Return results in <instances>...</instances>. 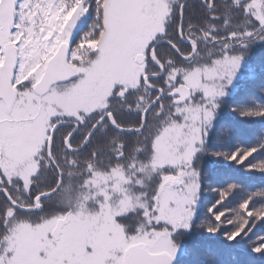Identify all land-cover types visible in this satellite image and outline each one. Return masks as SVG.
I'll return each mask as SVG.
<instances>
[{
  "label": "snow or ice",
  "instance_id": "obj_1",
  "mask_svg": "<svg viewBox=\"0 0 264 264\" xmlns=\"http://www.w3.org/2000/svg\"><path fill=\"white\" fill-rule=\"evenodd\" d=\"M0 264H264V0H0Z\"/></svg>",
  "mask_w": 264,
  "mask_h": 264
}]
</instances>
